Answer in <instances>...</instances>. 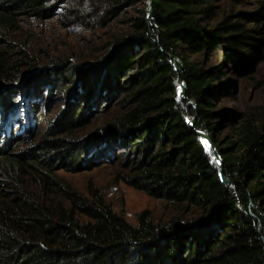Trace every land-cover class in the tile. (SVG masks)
Returning a JSON list of instances; mask_svg holds the SVG:
<instances>
[{
    "label": "trees",
    "instance_id": "16d2710c",
    "mask_svg": "<svg viewBox=\"0 0 264 264\" xmlns=\"http://www.w3.org/2000/svg\"><path fill=\"white\" fill-rule=\"evenodd\" d=\"M52 1L0 0V36L48 17ZM90 1L114 15L143 5L92 61L40 66L0 39V264H264V107L233 112L224 105L231 71L249 73L264 62V0L231 14L221 10L222 0H151L150 20L147 0ZM51 82L77 100L69 98L75 104L37 146L16 152L22 140L10 126L14 99ZM181 82L193 103L179 98ZM95 88L100 99L120 97V111L80 138L76 131L90 123L84 103ZM197 131L214 144L230 183L220 180ZM97 144L110 145L113 161L125 151L132 187L195 209L196 217L155 221L144 210L133 225L99 189L82 193L58 175L107 162L89 151Z\"/></svg>",
    "mask_w": 264,
    "mask_h": 264
},
{
    "label": "rangeland",
    "instance_id": "374dc122",
    "mask_svg": "<svg viewBox=\"0 0 264 264\" xmlns=\"http://www.w3.org/2000/svg\"><path fill=\"white\" fill-rule=\"evenodd\" d=\"M258 1L222 0L221 10L227 14L247 13L255 9ZM142 6L139 1L114 15L90 0H54L50 4L48 17L24 21L19 30L7 37L0 36V39L11 42L16 49L26 51L40 66L49 65L56 60L66 61L68 66L80 64L104 55L108 44L126 32V17ZM228 77L234 84L231 88L232 94L224 101L226 107L233 112L264 107V90L261 86L264 80V62L255 65V71L249 73L233 69ZM14 89L7 88L6 91ZM38 93L42 96L34 103L32 100ZM100 96L99 89L95 88L90 100L84 103L83 113L90 119V123L76 131L80 138L92 135L99 126L106 124L120 111V97L115 99L110 94L100 99ZM69 98L59 91L55 82L33 91L19 90L10 115L13 116L10 120L11 131L13 135L21 136L22 140L19 145H14L16 152L25 151L40 143V137L46 132L49 124L61 111L75 104V101L72 103L70 99L77 100V97L72 94ZM95 109L100 112L96 114ZM31 115L36 117L33 121ZM34 123L38 127H35ZM89 151L94 153L99 161H108L80 172L59 171L58 175L82 193H87L90 187L99 189L114 211L123 214L133 225L137 224V217L144 210H149L155 221H185L196 217L195 209L154 198L125 181L130 169L126 165L124 150L117 152L119 161L110 158L109 144H97Z\"/></svg>",
    "mask_w": 264,
    "mask_h": 264
},
{
    "label": "water",
    "instance_id": "95a60500",
    "mask_svg": "<svg viewBox=\"0 0 264 264\" xmlns=\"http://www.w3.org/2000/svg\"><path fill=\"white\" fill-rule=\"evenodd\" d=\"M147 8H148V14H147V19L150 20L151 19V0H147ZM172 59H174V57H172ZM178 96L181 100L183 101H187V102H190V103H193L190 99H188L186 97V94H185V90H184V83L181 82L179 84V87H178ZM195 122V119L192 118L189 122L190 125H193ZM197 133L202 136L203 138L207 139V143L208 145H210V148H211V151H212V154H213V158L215 160V162L219 165V168H220V180L225 183V184H228L230 183V181H228L226 179V177L224 176V172L222 170V161H221V158L219 156V153L217 151V149L215 148L214 144L211 143L210 140H208V136L206 134H204L203 132H198ZM252 216H255L254 214H252ZM260 227V224L258 225Z\"/></svg>",
    "mask_w": 264,
    "mask_h": 264
},
{
    "label": "bare ground",
    "instance_id": "6f19581e",
    "mask_svg": "<svg viewBox=\"0 0 264 264\" xmlns=\"http://www.w3.org/2000/svg\"><path fill=\"white\" fill-rule=\"evenodd\" d=\"M179 90V89H178Z\"/></svg>",
    "mask_w": 264,
    "mask_h": 264
}]
</instances>
